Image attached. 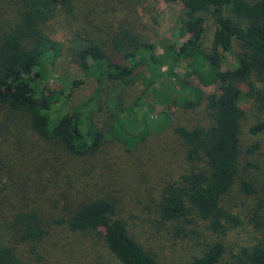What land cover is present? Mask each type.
Returning a JSON list of instances; mask_svg holds the SVG:
<instances>
[{
  "label": "trees",
  "instance_id": "trees-1",
  "mask_svg": "<svg viewBox=\"0 0 264 264\" xmlns=\"http://www.w3.org/2000/svg\"><path fill=\"white\" fill-rule=\"evenodd\" d=\"M90 1L0 0V119H21L40 137L87 158L109 138L136 152L152 133L169 130L181 140L191 169L165 184L156 214L161 221L185 223L193 212L216 236L189 264H219L224 259L223 238L243 223L226 205L236 185L244 196L257 199L249 222L259 237L223 264H264V190L256 186L249 169L253 163L245 162L240 143L246 117L242 100L251 101L260 116L249 132L264 133V0H169L182 8L177 21L181 27L159 41L135 29L136 17L116 19L133 12L136 0H112L101 12L89 10ZM55 18L76 28L68 49L77 68L96 83L92 96L69 110L71 93L46 84L64 51L48 29ZM207 25L213 27L209 39ZM234 42L240 47L236 61L223 69ZM138 84L143 85L141 93L129 96ZM157 88L165 96V109L146 100ZM172 108L202 109L209 121L185 126L174 119ZM99 183L92 178L83 191L67 187L56 193L54 204L63 213V223L71 232H100L121 264H159L130 235L117 198ZM16 208L3 214L7 220H0L15 245L42 240L47 235L44 211ZM0 264H20L14 248L1 240Z\"/></svg>",
  "mask_w": 264,
  "mask_h": 264
},
{
  "label": "rangeland",
  "instance_id": "rangeland-1",
  "mask_svg": "<svg viewBox=\"0 0 264 264\" xmlns=\"http://www.w3.org/2000/svg\"><path fill=\"white\" fill-rule=\"evenodd\" d=\"M111 1L91 0L86 7L107 11ZM181 9L179 4L169 0H136L133 12H126L116 19L126 16L131 21L136 17L138 24L135 29L148 39L159 41L180 30L181 24L178 28L177 21L180 20ZM66 23L55 18L48 25L54 37L63 44L64 51L46 84L51 89L63 88L71 93L72 98L67 105L69 110L87 101L96 83L85 77L75 65L68 48L76 28L71 30ZM207 27L209 39L213 27ZM239 51L238 43L234 42L233 54L224 56L223 69L235 63ZM178 71L182 72L180 68ZM74 81L83 83L71 88L70 83ZM255 84L257 87L261 85L260 82ZM142 89L143 85L138 84L129 96L135 93L138 96ZM160 89L148 92L146 96L148 103L155 104L158 110L166 108L165 96ZM104 100L105 95L103 103ZM240 105L246 113L240 125L241 149L245 162L253 163L249 169L256 186L264 190V133L252 135L249 132V128L260 121V116L251 101L242 100ZM170 110L174 112V119L188 127L205 125L209 121L202 109L195 112ZM100 116L105 119L104 114ZM256 145V152L248 153ZM190 169L181 140L169 130L152 133L136 152L128 151L121 142L109 138L95 156L87 158L69 153L54 140L40 137L21 119L3 117L0 119V220H7L3 214L18 206L24 210L39 208L40 212L44 211L41 216L47 235L37 242L15 245L16 239L8 226L0 224V240L14 248L20 264H121L108 250L100 232H71L63 223V213L57 212L54 204L58 191L67 187L83 191L85 184L95 178L100 182L98 187L103 186L105 193L117 198L120 215L124 217L130 235L159 264H189L207 244L216 241V236L206 230L205 223L193 212L188 215L189 222L161 221L156 214V205L165 184ZM80 173L84 175L81 180L78 177ZM226 199L229 210L243 223L230 229L223 238L226 253L219 264L239 254L243 248L253 246L259 237L249 222L257 199L244 196L237 185ZM50 216L54 220H49Z\"/></svg>",
  "mask_w": 264,
  "mask_h": 264
}]
</instances>
